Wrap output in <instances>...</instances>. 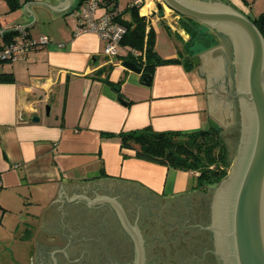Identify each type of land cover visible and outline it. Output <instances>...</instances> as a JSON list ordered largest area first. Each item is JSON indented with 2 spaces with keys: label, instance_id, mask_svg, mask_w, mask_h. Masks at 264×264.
<instances>
[{
  "label": "crops",
  "instance_id": "1",
  "mask_svg": "<svg viewBox=\"0 0 264 264\" xmlns=\"http://www.w3.org/2000/svg\"><path fill=\"white\" fill-rule=\"evenodd\" d=\"M20 1L21 8L0 15V45L6 41L2 30L32 22L25 4L37 1L58 6L65 0ZM206 1L227 4L224 0ZM70 2L59 12L44 4H28L35 15L25 26L29 37L36 39L41 34L51 42L32 48L11 67L0 63V74L14 76L13 82L0 80V225L9 226L31 254L39 234L55 235L43 225L55 223L66 203L77 200L68 202L58 197V191L67 193L68 199L84 195L91 200L90 195L97 198V194L118 201L126 198L128 203L138 198L131 191L159 199L194 194V171L140 159L134 149L122 148L118 134L144 128L155 132L211 128L210 79L201 67L192 64L188 68L184 62L185 57L188 60L210 48L194 53V46H187L190 36L183 29L181 14L171 17L180 30L168 21L171 14L154 0L143 6L145 13L140 8V15L148 21L147 31L152 27L156 32L161 21L184 45L183 49L177 47V56L169 57L180 61L157 66L146 85L142 72L123 66L126 49L121 48V55L110 61L104 53L105 42L97 33L74 34L75 23L66 17L80 7V0ZM126 7L118 3L120 11ZM105 12L102 6L97 16ZM123 18L129 19V14ZM39 21L51 24L37 33L33 27ZM99 70L104 71L97 74ZM35 112L39 122H31Z\"/></svg>",
  "mask_w": 264,
  "mask_h": 264
},
{
  "label": "water",
  "instance_id": "2",
  "mask_svg": "<svg viewBox=\"0 0 264 264\" xmlns=\"http://www.w3.org/2000/svg\"><path fill=\"white\" fill-rule=\"evenodd\" d=\"M162 1L179 14L225 35L232 46L235 94H231L230 61L225 45L218 44L188 58L210 79L211 127L224 129L234 124V99H238L240 113L241 135L236 157L227 175L213 188V215L209 229L216 239L220 264H264V36L250 19L228 4L206 0ZM30 3L44 4L59 12L71 2L65 0L58 6L37 1L25 4L33 22L35 15L27 7ZM123 66L142 72L131 61H124ZM49 111L50 106H47V114ZM39 120L36 112L31 114V122ZM177 161L187 166L186 159L178 158ZM96 196L93 203L110 204L130 235L134 243L131 264H146L145 240L138 223L131 222L125 207L115 197ZM58 197H64L68 202L79 198L92 202L84 195H73L68 199L64 191H58Z\"/></svg>",
  "mask_w": 264,
  "mask_h": 264
},
{
  "label": "rangeland",
  "instance_id": "3",
  "mask_svg": "<svg viewBox=\"0 0 264 264\" xmlns=\"http://www.w3.org/2000/svg\"><path fill=\"white\" fill-rule=\"evenodd\" d=\"M119 6L121 8H125L129 0H117ZM156 3L161 5L163 9H166V13L168 12L169 15L168 21L170 20L172 25L177 27L176 29H180L177 25H175L173 19L171 17L176 16V11H171L170 7L166 5L162 0H154ZM226 3L230 4L234 7L237 11L244 14L248 19L253 20L254 18L258 17L264 11V0H224ZM168 9H167V8ZM43 7H40V9ZM7 11H10V7L6 0H0V15L4 16ZM74 12L77 14L79 13V8H75ZM145 13L146 11H142ZM181 16V15H180ZM72 25L73 22L75 23V19L70 17V14L66 17ZM182 18V16H181ZM74 20V21H72ZM182 22V19H181ZM48 24H51V21L47 22H38L33 27L35 32H39L40 29L46 27ZM188 26L194 33L197 34L196 38L194 39V53H200L205 48L203 44L199 41L201 37L211 38L214 36V32L210 30L206 25L197 24L194 25L189 23ZM31 28V30L33 29ZM177 32V30H176ZM35 40H38L41 34H38ZM191 36V34H189ZM190 38V37H189ZM190 40V39H189ZM189 43V42H187ZM182 46L183 44L175 35L171 33L169 29L163 24V22H157L156 27V41H155V50L159 52L160 56L165 58L171 57V55H178L177 47ZM23 60V59H19ZM14 60V61H6L3 64L6 67H11L12 65L19 63L21 61ZM209 127H211V123H209ZM231 134V135H230ZM227 135L226 133L223 135L227 138V144L231 153V164L228 169V172L232 166V163L236 157V149H237V141L233 139L232 133ZM211 189L215 187V185L209 186ZM133 195L137 196V199L130 200V202H126V198H121L119 202L122 205H126L127 208L130 210L133 207L131 206L133 201L139 203L141 206V210L144 212L145 215L141 217L140 224H138L143 238L146 242L147 240V255H146V264H183L184 260L193 256L196 253L192 247H183L182 242L184 241L185 236L183 235L182 230L187 221H190L189 218L191 213L190 208L197 206L196 200L199 197H192L183 198V199H159V198H148L145 194L143 195L141 192L131 191ZM195 196V195H193ZM196 199V200H195ZM200 200V199H199ZM192 204V205H191ZM148 208V209H147ZM145 209V210H144ZM35 208H30V211H34ZM38 211V209H37ZM26 217L25 214H22ZM17 216L19 214L17 213ZM21 216V215H20ZM56 222L50 223L47 227L46 224L44 230H53L54 232H59L61 229H64L63 224L60 223V220H57L55 217ZM131 220V219H130ZM187 220V221H186ZM59 221V222H58ZM132 221H134L132 219ZM133 223V222H132ZM3 228L0 225V264H31V257L34 254L30 253L27 245L24 244L23 246L20 243V240L11 234L12 232L9 231V226ZM7 229V230H6ZM42 229V230H43ZM181 232H178V231ZM187 233V231H185ZM58 234V233H55ZM44 233L39 234V241L43 243L45 246H49L50 243L46 242ZM199 234L193 233L191 237L195 238L198 237ZM97 237V240H103V246L98 248L96 251H92L89 257H86V260L83 261L82 264H113L112 261L118 260L119 262H123L127 257H131V244H130V252L128 241L125 237L118 236V238L111 237L110 235ZM123 245L122 247L126 248L125 252L117 253L115 252V244ZM64 241L62 242V244ZM127 246V247H126ZM105 247V248H104ZM192 248V249H191ZM73 259H76L78 255L71 256ZM78 260V259H77ZM33 264V263H32Z\"/></svg>",
  "mask_w": 264,
  "mask_h": 264
},
{
  "label": "trees",
  "instance_id": "4",
  "mask_svg": "<svg viewBox=\"0 0 264 264\" xmlns=\"http://www.w3.org/2000/svg\"><path fill=\"white\" fill-rule=\"evenodd\" d=\"M10 12L21 8L20 0H6ZM86 0H80L79 6ZM114 1V7L118 8L117 0ZM141 6H127L125 10L120 11L117 20L126 27V34L121 41V48H133L144 52L145 59L136 58L134 55L125 54L124 59L134 62L142 69L143 83L149 85L152 81L155 69L159 65L179 62L180 59L163 58L155 50L156 32L151 27L147 31L148 21L145 16L140 15ZM129 14V19H124V14ZM182 16L183 29L189 34L190 40L187 46H193L197 34L188 26L200 22ZM264 36V11L256 18L251 20ZM17 31H8L4 34V40L11 41L17 35ZM28 34V33H27ZM29 36V34H28ZM205 49L220 44L216 33L211 38L200 37L199 41ZM184 62L189 68L192 64L185 57ZM4 63V62H0ZM99 70L97 74L103 73ZM97 78V77H95ZM0 80L3 82H13L12 73L0 74ZM111 84L108 79H103ZM114 86L115 84H111ZM119 97L122 98L119 93ZM104 136L113 137L114 134L103 133ZM121 139L122 148H131L136 151V156L140 159L158 163L173 168L192 170L197 174V184L195 189L202 186H212L219 183L228 173L231 164V153L222 134L218 128L201 129L192 132L168 131L155 132L149 128L121 132L118 134ZM178 158L187 160V166L178 163ZM189 165H192L191 167Z\"/></svg>",
  "mask_w": 264,
  "mask_h": 264
},
{
  "label": "flooded vegetation",
  "instance_id": "5",
  "mask_svg": "<svg viewBox=\"0 0 264 264\" xmlns=\"http://www.w3.org/2000/svg\"><path fill=\"white\" fill-rule=\"evenodd\" d=\"M215 33L220 40V44H223L226 47L227 56L230 61L228 69L231 78V94H235L236 88L235 68L233 65V49L229 39L225 35L219 34L217 32ZM233 103L234 124L221 130L223 135L225 133L227 135L232 133L233 139L237 141L238 148L241 135L238 99H234ZM225 139L227 142V138ZM213 191L214 190L209 186H202L196 189L194 194L186 197H192L191 200H193L194 197H199L200 200L195 199L197 204L195 207H193L191 204L192 208H190V212L192 213L189 217L191 220L186 222L184 226L185 230H182V232L180 230L178 231L183 233L186 238L182 242L183 247H192L194 250H196V253H194L192 257L185 259L183 264H220L217 254L216 239L212 231L209 229V226L212 224L213 215ZM90 198L92 202L83 198H79L72 203H66L65 207L61 209L60 216L58 217L60 223L63 224L64 229H61L59 232L55 231V233L58 234H53L52 236H46L44 238L46 239V242L50 243L48 247L37 240L33 253L34 255L31 257V262L33 260V264H82L83 261L86 260V257H89V255L92 254V251L94 252L103 246V240L101 239L98 241L97 237H108V235L114 238H118V236L125 237L129 244V252L131 244L132 256L127 257L123 262L114 260L112 263H133L134 243L128 232L123 227L117 212L110 204L105 202L93 203L92 199L95 197L90 195ZM131 206L133 208L129 210L124 204L131 222H137L140 224L141 217L146 213L145 211L143 212L141 210L139 203L136 201H133ZM132 219L134 221H132ZM185 231H187V233ZM193 233L199 234V236L193 238L191 237ZM63 241L64 243L62 244ZM122 246L123 245L116 242L114 246L115 252H125L126 248ZM145 250L147 255V240L145 242ZM73 255H78V257L73 259L71 257Z\"/></svg>",
  "mask_w": 264,
  "mask_h": 264
},
{
  "label": "built area",
  "instance_id": "6",
  "mask_svg": "<svg viewBox=\"0 0 264 264\" xmlns=\"http://www.w3.org/2000/svg\"><path fill=\"white\" fill-rule=\"evenodd\" d=\"M147 1L132 0L130 5L143 8ZM102 6L106 8V12L101 16H97V11ZM119 13V8L114 7V1L112 0H86L80 5L79 13L76 14L72 11L69 14L71 18L76 20L74 34L78 35L84 32L97 33L105 42V55L112 61L121 55V41L126 34V27L117 20ZM13 30L17 31L18 36L0 45V62L24 59L32 48L47 45L51 42L48 36H42L38 40L30 38L26 28H22L21 25L2 30L1 35L4 36L6 32ZM59 47H63V45L61 44ZM126 54L145 59L144 52L133 48H127Z\"/></svg>",
  "mask_w": 264,
  "mask_h": 264
},
{
  "label": "bare ground",
  "instance_id": "7",
  "mask_svg": "<svg viewBox=\"0 0 264 264\" xmlns=\"http://www.w3.org/2000/svg\"><path fill=\"white\" fill-rule=\"evenodd\" d=\"M147 6H149V5H147ZM167 8V7H166ZM168 9V8H167ZM142 11H146V7H144L143 9H142ZM168 13V12H167Z\"/></svg>",
  "mask_w": 264,
  "mask_h": 264
}]
</instances>
